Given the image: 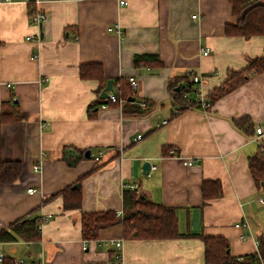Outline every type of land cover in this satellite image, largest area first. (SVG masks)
I'll list each match as a JSON object with an SVG mask.
<instances>
[{
  "label": "crops",
  "instance_id": "1",
  "mask_svg": "<svg viewBox=\"0 0 264 264\" xmlns=\"http://www.w3.org/2000/svg\"><path fill=\"white\" fill-rule=\"evenodd\" d=\"M120 1L46 0L41 25L27 0L0 3V112L14 103L27 116L2 124V155L21 160L23 171L16 182L0 183V230L50 215L39 240L0 242V264L7 256L22 264H112L110 240L122 242L121 264H205L204 241L194 234L227 238L234 256L259 250L264 189L248 157L264 134L254 128L249 134L232 120L248 116L255 128L263 123L264 71L208 111L181 110L171 89L200 75L194 86L206 96L229 70L263 54L264 36L226 35V24L236 21L230 0ZM141 53L158 54L162 67H136ZM93 62L103 65L104 80L80 77L81 65ZM130 74L139 81L133 99L103 108L102 86ZM171 148L178 156L169 155ZM147 161L155 168L144 172ZM79 178L81 207L65 209L59 192ZM211 180L221 182L222 195L204 199L203 184ZM134 188L176 208L181 236L126 239L119 223L84 250L82 213L123 211V191Z\"/></svg>",
  "mask_w": 264,
  "mask_h": 264
},
{
  "label": "trees",
  "instance_id": "2",
  "mask_svg": "<svg viewBox=\"0 0 264 264\" xmlns=\"http://www.w3.org/2000/svg\"><path fill=\"white\" fill-rule=\"evenodd\" d=\"M232 13L236 17L234 23L225 26V33L228 36H240L251 38L257 35L264 36V0H230ZM32 7L30 6V9ZM31 14H33L31 10ZM134 65L136 67L146 66L160 68L163 60L155 53L135 54ZM264 71V51L261 56L250 58L248 64L242 69L229 70L227 79L219 86L211 90L206 99L209 106L203 107L199 104L197 97L191 98L194 92L195 83L193 78L185 79L181 89L175 91L171 89L174 99L181 106V110L188 107H196L210 110L216 100L223 95L245 83L254 74ZM83 79L104 80V68L101 63L93 62L82 64L79 71ZM119 84L118 96L123 101L128 102L134 96V89L128 81V76L121 77L114 82V87ZM105 84L99 91L104 89ZM187 95V96H185ZM148 101V100H147ZM99 104L118 105L119 101H110L100 98ZM97 103V104H98ZM26 114L22 113L17 104H2L0 112V183L11 184L16 182L22 174V161L19 159H6L2 155L3 133L2 124L8 122H18L26 119ZM234 125L251 133L253 128L256 132L251 119L242 116L233 119ZM248 164L257 186L264 189V143L257 151L248 157ZM79 178L73 185L68 186L59 194L63 195L65 209H77L82 203V187ZM222 195V184L219 180L205 181L203 184L204 199H210ZM41 217H25L15 220L8 227L0 230V242L15 241L18 238L26 241L39 240L41 237L40 223ZM121 223L122 236L126 239L154 240L171 239L180 237L178 229V216L176 208L166 206L161 203L140 196L137 189H125L123 191V215L118 216L115 210H103L96 212L82 213V235L86 240L98 239L102 229ZM192 235V234H188ZM199 236L204 241L205 264H264V237H260L259 250L257 253L234 256L230 253L229 240L222 236ZM113 254V253H112ZM1 264H16L12 257H3Z\"/></svg>",
  "mask_w": 264,
  "mask_h": 264
},
{
  "label": "built area",
  "instance_id": "3",
  "mask_svg": "<svg viewBox=\"0 0 264 264\" xmlns=\"http://www.w3.org/2000/svg\"><path fill=\"white\" fill-rule=\"evenodd\" d=\"M14 1H18V0H0V3H12ZM46 0H27V2L30 4V6L32 7L31 10L33 12L32 14V19H33V22L37 25H41L47 18V15H46V12L42 9L41 5L43 2H45ZM121 4H126L127 2L125 0H121L120 1ZM193 18H196L197 15L194 14L192 16ZM119 33H121L120 30H118ZM32 36H28V39H31ZM210 51V48H206L204 50V54L207 55ZM193 81L195 84H200L201 83V80H202V76L200 75H193ZM128 81L130 82L131 86L133 89H136L139 85V81L138 79L134 76V75H128ZM10 86V84H8ZM120 85L117 84L115 87H114V84H113V89L111 91H108V96L106 97L107 100H110V101H119L122 102L123 100L119 98L118 96V89H119ZM181 87V86H180ZM181 89V88H180ZM195 91H196V97L198 98L199 100V104H201V106L203 107H206V106H209V102L207 101L206 99V96L204 95L203 91L201 90V87H197V85L195 86ZM187 96V95H185ZM103 108L107 107L108 104L107 103H103L101 105ZM141 106L145 107L146 106V102H141ZM168 120H163V123H167ZM256 134L257 135H262L264 134V121L261 125H258L256 127ZM138 137L140 138L141 137V134L138 135ZM169 155H172V156H178V153L175 149L171 148L169 150ZM102 156V152H100L96 157L95 159L96 160H99L100 157ZM183 159V162L185 165H193L195 164V160L193 159H190V158H182ZM151 168H155V166H151ZM34 169L36 171H38L40 169V166L39 165H35L34 166ZM149 174V173H148ZM28 191L30 193L34 192V188L33 187H30L28 189ZM261 201L264 203V199L262 198ZM117 215L118 216H122L123 215V211H117ZM42 218V222L40 223V229L42 227V225H44V223L50 218V215H45ZM237 226H240L239 224H237ZM90 241L89 240H86L84 239V242H83V249H87L89 247V243ZM110 243L112 245H114L115 247V250L113 252V255H114V261L112 264H121L122 263V242L121 241H115V240H110ZM1 256V255H0ZM16 264H22L23 263V260H16L15 261Z\"/></svg>",
  "mask_w": 264,
  "mask_h": 264
},
{
  "label": "water",
  "instance_id": "4",
  "mask_svg": "<svg viewBox=\"0 0 264 264\" xmlns=\"http://www.w3.org/2000/svg\"><path fill=\"white\" fill-rule=\"evenodd\" d=\"M113 84H114V80L113 79H108L107 80V84H106V86L104 87V89L102 90V92L100 94L101 98H106L108 96V91H111L113 89ZM177 89L179 90L180 87H178ZM90 154H91V151L88 150L85 153V156L89 157ZM150 167H151V163L149 161L145 162L144 167H143L144 172H146L148 169H150Z\"/></svg>",
  "mask_w": 264,
  "mask_h": 264
}]
</instances>
